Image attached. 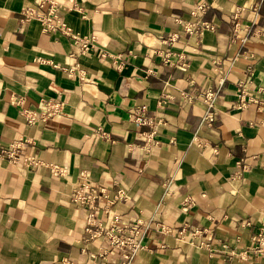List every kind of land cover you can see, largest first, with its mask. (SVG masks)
Listing matches in <instances>:
<instances>
[{
    "label": "crops",
    "instance_id": "obj_1",
    "mask_svg": "<svg viewBox=\"0 0 264 264\" xmlns=\"http://www.w3.org/2000/svg\"><path fill=\"white\" fill-rule=\"evenodd\" d=\"M50 1L73 34L94 35V50L80 53L71 35L20 20L24 8L45 13ZM198 5L204 11L192 14ZM42 101L62 109L26 123L21 109ZM140 108L153 139L152 126L131 119ZM19 138L66 173L9 163L2 150ZM83 171L124 189L114 209L122 223L152 226L129 264H264L254 239L264 235V0H0V264L120 263L90 238L88 208L70 199ZM181 229L202 234L189 243Z\"/></svg>",
    "mask_w": 264,
    "mask_h": 264
},
{
    "label": "built area",
    "instance_id": "obj_2",
    "mask_svg": "<svg viewBox=\"0 0 264 264\" xmlns=\"http://www.w3.org/2000/svg\"><path fill=\"white\" fill-rule=\"evenodd\" d=\"M38 6H43V2L37 3ZM204 5H198L192 14L197 12L202 13L204 11ZM36 18L40 25L41 30H60L68 35H71L78 43L80 47V53L86 54L94 50L95 47V37L94 35H84L80 36L78 34H73L69 27L60 21L56 3L50 1L46 8L45 13L38 14L34 7H26L20 13V20L28 21ZM204 28H212V25L206 24L204 22H198ZM183 29L188 33H193L196 31V24L186 23L183 25ZM242 40H245L242 39ZM101 58L107 56L104 51H98ZM71 74V70L68 71ZM80 75V74H79ZM239 88L242 85L239 84ZM239 105L238 107L244 106L247 99H245V93L243 89H239L238 92ZM203 99L207 105V112L202 117V123L210 125L215 119V94L208 90L204 93ZM17 100L16 103H20ZM161 104V101L159 102ZM62 109L61 102L52 101H42V105L38 109L22 108L21 113L25 118L26 123H33L39 120H45L47 118L53 117L59 113ZM131 119L138 125H150L152 130L146 134L147 139H153L155 134V124L151 117H149L145 111V108L136 109L131 114ZM96 134L100 137H107V133L98 128L96 129ZM29 140L26 138H19L11 141L6 148L2 150L3 156L9 163L21 162L27 167H33L38 165L46 166L50 172L55 175H64L66 169L60 165L54 163H45L37 159L29 150H27V144ZM126 192L124 189L109 190L105 186L96 185L91 183L83 172L79 173V179L75 182L72 191L70 193V199L73 203L84 206L88 208L87 212V230H89V236L91 239H103L106 241L110 250L115 251L119 254L121 261L119 264H129L136 252L143 247L141 243L142 235L152 227L149 223H145L141 220L135 223H122L120 221V215L114 210L115 205L126 199ZM102 213L105 221L98 219V214ZM155 229L162 232H167L168 229L160 224L154 225ZM180 239H184L189 235L187 242L194 243L195 238L202 234V230L193 229L188 232L184 229L179 231ZM260 245V250H264V235H258L254 238ZM202 244V243H200ZM105 251H100L98 256H102ZM63 264H71L68 261H64ZM97 264V263H93Z\"/></svg>",
    "mask_w": 264,
    "mask_h": 264
}]
</instances>
